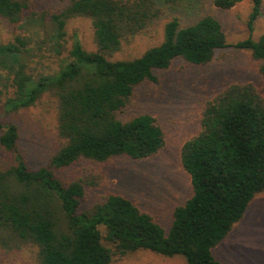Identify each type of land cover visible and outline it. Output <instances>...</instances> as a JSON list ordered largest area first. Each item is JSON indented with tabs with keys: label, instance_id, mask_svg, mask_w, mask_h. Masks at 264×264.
I'll list each match as a JSON object with an SVG mask.
<instances>
[{
	"label": "trees",
	"instance_id": "obj_1",
	"mask_svg": "<svg viewBox=\"0 0 264 264\" xmlns=\"http://www.w3.org/2000/svg\"><path fill=\"white\" fill-rule=\"evenodd\" d=\"M61 1L64 5L46 18L27 15V0H0V16L14 32L12 40L0 43L1 107L17 111L52 93L63 140L49 165L30 168L18 148V125L0 124V146L13 154L10 164L0 165V247L35 246L38 264H111L138 250L182 256L186 264H222L212 249L264 191V96L254 83L230 84L205 102L201 130L180 152L193 194L175 208L168 233L123 193L110 192L91 211H80L87 186L97 182L79 177L65 183L55 168L80 160L142 159L162 149L165 132L157 116L128 112L137 88L146 81L157 83L156 71L168 69L178 58L203 65L217 49H244L264 76V33L257 40L252 36L263 0H250L249 35L236 43L227 41L216 16L199 14L191 0ZM238 1L213 3L229 9ZM176 12L196 18L182 26ZM76 16L91 19L97 48L86 50L74 34L58 69L35 73L33 38L25 33V20L51 27L53 47L60 54L67 23ZM166 18L161 43L134 58L111 59L126 39Z\"/></svg>",
	"mask_w": 264,
	"mask_h": 264
},
{
	"label": "rangeland",
	"instance_id": "obj_2",
	"mask_svg": "<svg viewBox=\"0 0 264 264\" xmlns=\"http://www.w3.org/2000/svg\"><path fill=\"white\" fill-rule=\"evenodd\" d=\"M30 10L37 16L50 17L63 5L61 0H27ZM190 1V0H189ZM199 14H212L222 23L226 39L236 43L249 35L248 18L250 0H239L229 9H221L213 0H191ZM191 3V2H190ZM182 26L195 16L176 12ZM194 17V18H193ZM25 33L33 38L31 68L35 73H51L58 69L61 58L68 55L73 36L77 34L86 50L97 48L92 21L87 16L71 18L66 26V37L61 53L55 51L52 28L28 23ZM49 20V19H48ZM167 18L143 33L126 39L121 50L111 59H127L141 55L163 40ZM264 33V0L262 13L254 23L252 36L258 39ZM14 38L12 27L0 16V43ZM1 75L4 71L0 70ZM157 83L146 81L136 90L135 102L128 114L151 112L157 116L165 132V146L156 154L142 159L119 157L106 163L80 160L68 168H55L57 176L65 183L83 177L97 184L87 186V194L79 210L91 211L110 192L131 197L141 208L150 213L168 233L173 213L193 194L190 174L181 162V147L201 130L200 118L205 102L212 99L233 83H254L264 96V76L250 51L227 47L217 49L207 64L195 65L178 58L168 69L157 70ZM0 124L15 122L19 128L18 148L30 168L50 164L51 156L62 146L58 134V104L49 92L33 106L7 112L1 107ZM2 128H0V131ZM13 154L0 146V165L12 162ZM102 179V180H101ZM104 231L105 229L101 227ZM222 264H264V191L257 193L243 218L234 224L227 237L213 249ZM0 264H38L37 248L0 247ZM111 264H186L182 256L167 257L150 250H138L123 257H115Z\"/></svg>",
	"mask_w": 264,
	"mask_h": 264
}]
</instances>
